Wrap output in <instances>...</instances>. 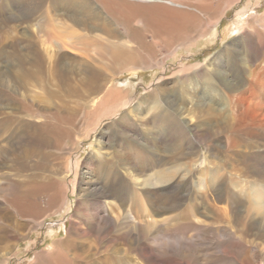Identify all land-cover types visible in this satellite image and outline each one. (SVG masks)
Segmentation results:
<instances>
[{"label": "bare ground", "instance_id": "bare-ground-1", "mask_svg": "<svg viewBox=\"0 0 264 264\" xmlns=\"http://www.w3.org/2000/svg\"><path fill=\"white\" fill-rule=\"evenodd\" d=\"M26 1L32 9L25 14L19 11L18 7H12L17 13L14 21L22 28L20 33L10 28L0 29V53L6 55L4 60L0 59L2 60L0 64L12 69H22L20 77L24 81L43 79L48 82L54 80L68 82L61 85L62 87L49 85L51 88L50 91L48 89L47 94L49 98L56 100L60 96L53 93L52 89L66 90L68 93L75 90L71 82H92L86 92L97 93L94 94L97 99L92 102L95 105V119L98 120L103 118V114L106 118L114 116L117 110L124 109L133 101V97L127 96L124 88H117L124 87L123 82H131L130 78L157 69L164 74L166 64L157 62V48H165L172 56H175L179 50H185L188 56H192L194 51L186 46L188 41H192L193 35L197 41L209 36L211 27L236 0H49L46 14L42 13L40 6L43 0ZM243 14L244 10L237 13V15ZM259 17L260 19L255 17L256 21L251 24L248 22L244 25L242 22V26L234 28L240 35L222 47L225 56L224 65L218 63L219 55L215 54L216 56H213L212 61L204 68H200L199 64L195 63L179 69L176 73L177 82L197 80L203 84L202 101L199 100L191 105L192 109H189L188 113L182 112L181 109L178 111L185 114V117L187 114L189 116L192 114L187 117L188 123L194 125L197 136L207 146L208 139L204 137V133L221 132L230 135V141L228 139L227 142H230L232 152L238 157L237 159L253 152L255 148L252 146L253 139L260 140L264 149V26L262 24L264 13ZM5 44L11 46L6 48ZM67 50L78 53L79 57L73 55L67 58ZM70 62L75 63L79 71L72 70ZM180 65L184 67V64L180 63ZM221 65L225 68L218 74L217 70ZM210 73L215 79L211 78ZM120 74L122 77L125 74L126 76L118 79ZM161 79L157 78L156 81L161 82ZM116 80H119L121 86H117ZM151 84L144 90H151ZM23 90L21 82L0 84V91L4 93V96L0 97V226L4 227L0 230V264H9L11 257L18 256L19 251L16 249H19V243L28 238L26 236L32 231L38 229L46 216L58 210L62 203L64 205L62 190L56 195H48L49 209L45 213L46 210L39 208L40 204L32 200L26 190L20 192L16 189L17 185L24 181L21 176L24 174L22 169L26 168L24 162L27 157L42 155V151L36 146L39 147L42 140L47 137L42 132L45 130L43 129L45 123H40L42 121L39 119L51 116L44 106L29 101L22 94L21 99H14L11 96L18 95L24 92ZM184 92L188 96H195V88H187ZM196 115L199 116V124L197 120L191 118ZM22 126L27 129V135L32 138V143L26 149L19 147L11 151L8 156L7 149L14 145L12 136ZM179 134L185 142L186 149L199 156V152L196 153L192 144L188 143L185 134L181 132ZM220 143L225 150L230 148L223 142ZM258 154L259 158L264 160V151ZM102 155L104 154L100 153L97 158L101 168L104 167L103 162H100L104 159ZM203 157L202 161L206 163V155ZM122 164L124 168L126 167L122 175V190L128 186V191L126 193L123 191L121 204L113 205L112 201L106 203L102 209L91 210L84 204L85 195H79L82 199L77 203L73 215V220L76 221L71 223L65 238L57 237L48 246L50 251L43 250L34 254L28 264H154V262L162 264V261L167 257L170 258L174 252H182L192 247L197 249L204 243L195 237L184 238L185 235L179 240L158 239L161 236V238L166 237V229L171 221L182 220L181 218L187 221L186 211L160 217L182 207L184 198L176 200V195L168 197L165 194L159 197L158 192L155 195V187L165 182L158 180L156 175L145 180L143 177L142 180L135 178L132 173L136 165L126 159H122ZM239 166L241 165H231L230 171L253 179H250L251 182L247 178L244 180L245 184L249 185L245 191L249 197H243L242 193L235 194L227 185V178H222L219 183L215 182L217 184L205 185L202 206L206 217L211 219L208 220L209 224L221 226L222 236L227 235L225 237L230 238L228 241L237 242L231 246L250 253L249 258L252 261L262 255L264 262V214L258 220L252 217L260 214L259 212L264 213V175H256L253 178L245 168ZM66 167V162H63V172L68 176ZM115 185L108 182L104 187L105 191H99L94 195L102 199L107 198L110 194L108 187ZM57 187L59 188L58 185ZM237 195H240V198H237ZM231 197L237 200L234 202L235 199ZM193 208L195 210V207ZM158 216L160 218L157 219ZM238 226L239 235L250 238L249 244L241 243L237 239L238 233L235 232V228ZM114 228L127 231L125 234L122 232L118 240L112 241L119 246L122 241L129 240L124 256L120 250H112L113 246H106L101 250L96 247L94 251H90L85 244L77 246L71 239L73 236L77 238L101 236L105 239L103 234ZM196 235L200 237L199 234ZM181 254L183 256V253ZM182 262L190 264L187 259ZM204 264H210V261L205 260ZM237 264H249V262L243 258Z\"/></svg>", "mask_w": 264, "mask_h": 264}, {"label": "rangeland", "instance_id": "rangeland-1", "mask_svg": "<svg viewBox=\"0 0 264 264\" xmlns=\"http://www.w3.org/2000/svg\"><path fill=\"white\" fill-rule=\"evenodd\" d=\"M27 2L26 0H0L1 30L10 28L20 33L22 28L14 21V16L17 15V13L12 7H18L19 11L25 14L32 9ZM48 3L49 0H43L42 4H40L43 14H46ZM240 10H242V12L244 10L243 15H237ZM263 13L264 0H236L218 18L219 20L215 25L211 27L209 36L207 35L197 41L196 37L193 35L192 41H188L186 46L194 51L192 52V56H188L185 50H179L175 53V56H172L168 54L165 48H157V62H164L166 64L164 74H162L160 69L150 73L146 72L147 74L144 73L141 76L130 78L131 82H123L124 84L122 83V85L124 87L120 85V82H118L119 80H116L117 86H121L117 88H124L123 90L127 93V96L133 97V101L124 109L117 110L115 115L109 118L104 117L105 115L103 114V118L98 120L95 119V105H93L92 101L97 99L94 95H97V93L89 94L86 92L92 82H71L72 86L75 88V90L72 91L73 93L71 91L67 93L66 90H57V88L52 87L54 88L52 89V91H54L53 93L58 94L61 98L57 97L58 99L56 100L49 98L47 94L51 88L49 85H58L62 87L61 85L68 82H55V80L48 82V80L43 79L24 81L20 77V73L23 71L22 69H12L0 64V84L21 82L24 88V92L18 94L19 97L11 93L14 99H21L20 95L22 94L29 99V101L44 106V108L48 110L47 113L51 114L48 118L39 119L42 121L40 123H45L43 127L45 130L42 132H44L47 137V139L42 140L39 147L36 146V148L42 151V155L40 157H27V160L24 162L26 168L22 169L24 174L21 176L24 183L22 182L17 185L16 189L20 192L26 190L25 192L30 195L32 200L40 204L39 208L43 211L46 210L45 213L49 209L47 200L49 194L56 195L62 190L63 193L61 195H63L64 202V205L62 203L58 210L56 209V211L50 213L43 219L38 229L32 231L26 236L28 238L23 239L19 243V249H16V251L18 250L20 255L18 254L19 257L17 255L11 257L9 264H28L30 258L34 254L40 253L43 250L44 252L47 250L50 251L51 249L48 246L51 245L57 237L65 238L71 223L76 221V219L73 220V215L77 203L82 199L79 198V195H85L83 199L84 204L91 210L102 209L105 207L106 203L112 201L113 205L121 204L123 191L124 193L128 191V186H126V189L124 188V190H122V175L126 168H124L122 164V159H126L129 163L136 165V171L133 170L132 173L135 178H141L142 180L143 177V180H145L156 175L158 180L163 183L165 182L163 185H158V188L155 187V195L158 192L157 195L159 197L165 195L174 197L176 195V200L184 198V205L182 204V207L180 206L160 217H166L167 215L172 216L186 211V213H188L186 214L187 221L183 218H181L182 220L171 221L166 229V237L164 236V238H161V236L158 239L179 240L183 239L182 237L185 235L184 238L195 237L204 242L202 245L198 246L197 249L196 247H192L184 250L186 252L177 251L171 254L170 258L167 257L166 259L164 256L165 260L162 261V264H183L184 262L182 261L185 259H187L190 264H204L205 260H209L210 264H237L241 262L243 258L245 261H248L249 264H264L262 255L255 257L252 261L249 258L250 253L248 254L247 251L239 250L236 246H231L235 245L237 242L228 241L230 238L225 237L227 235L222 236L220 233L222 230L221 226L209 224L211 219L206 217L205 209L202 206L204 202L203 194L205 192V185L217 184L222 178L228 179H226L227 185L235 194L242 193L243 197H249L248 193L245 192L249 185H246L244 180L247 178V180L251 182L253 179L246 176H239L233 171L231 172L230 167L233 164L234 166L241 165L239 167L245 168L253 178L256 175H264V160L260 159L258 156L259 152L261 153L264 151L261 145L262 143L260 140L253 139L252 146L255 147H253V152L248 153L245 157H239V159L233 154V150L230 147V135L221 132L215 134L213 132L204 133V137L206 136L208 139L207 146L206 143L197 136L194 125H189L188 123L187 117H190L192 114L190 116L187 114L185 117V114H181L178 111L181 109L183 110L182 112L187 111L188 113V110L192 109L191 105H194L195 102H199V100L202 101L203 84L197 80H194V83L190 81L177 82L178 77H176V73L179 69L189 67L190 64L193 65L197 63L200 68L208 66L216 55H219L217 57V60H219L218 63L224 65L225 56L222 47L231 43L240 35L234 28L242 26V22L244 25L248 22L250 24L253 23L257 19L255 17L260 19L259 16H262ZM262 24L264 26V21ZM139 27H142L141 24H139ZM257 29L262 31V29ZM235 31L237 33H235ZM5 46L7 48L11 45L5 44ZM69 54L71 55L69 56ZM73 55L79 57L78 53H74L71 50L68 51L66 57L71 58ZM5 56V54L0 53V59L4 60ZM203 62H205V64ZM180 63L184 64V67H181L182 65H180ZM218 63L217 65H219ZM70 65L73 68L72 70L76 72L79 71V67L77 65L75 66V63L70 62ZM222 65L217 70L218 74L225 68L222 67ZM188 73L190 72L188 71ZM218 74L217 77H219ZM124 76H126V74ZM124 76L122 77V74H120L118 75V79L124 78ZM210 76L215 79L212 73H210ZM157 78H162L161 82H157ZM126 81H128V79ZM149 84L152 85L151 90L148 89V91H145L144 88H147ZM187 88H195V96H188L184 92ZM152 90L155 94H153L154 92L152 93ZM148 94H150V96H148ZM2 96H4V93L0 91V97ZM42 102H44V104ZM198 117L199 116L196 115L191 118L197 120L196 122L199 124ZM23 128V126L20 127V129L16 130L13 134L12 142L14 145L13 147L11 145V147L7 149L8 156H10L9 153L11 151H15L19 147L26 149L27 146L31 145L32 138L27 135V129ZM27 128L32 132L30 127L27 126ZM180 132L185 134L186 139L189 140L188 143L192 144L196 153L199 152V156L198 154H193L189 149H186L187 147L184 146L185 142L180 137ZM228 139L229 141L227 142ZM220 142H223L230 148L225 150ZM100 153L104 154L102 156L105 160H100V162H103V168H101V165L97 162ZM28 154H31V152H28ZM203 155H206V163L202 161V159H204ZM115 156H117V159H114ZM134 156L137 158L135 159ZM63 162H66V173L68 176L63 172ZM123 162L125 163L126 161ZM125 164H127V162ZM74 165H76L75 170L73 169ZM213 166L216 168H212ZM229 171L230 175L228 174ZM63 178H65V181H63ZM203 180H205V182ZM108 182L116 184L110 188L108 187V191H110L109 193L111 195L109 194V196L104 199L97 197V195L95 196V193L105 191L104 187ZM167 193L169 195H167ZM237 198H240V195H237ZM232 199H235V197ZM236 200L237 199H235L234 202ZM69 204L70 206L68 207ZM193 207H195V210ZM63 211L66 212L64 213ZM259 213L261 214L262 212ZM244 214L245 213H243L242 216H244ZM260 214L252 215V217L258 220L259 217L264 216V213ZM160 217L158 216L157 219ZM3 228V226H0V230ZM203 228L205 229L203 230ZM238 231L239 226L235 228V232L238 233ZM122 232L125 234L127 231L125 229L120 230L114 228L103 234V236L106 237L105 239L101 236H90L87 238H77L73 236L71 239L73 242H76L75 244L77 246L85 244L90 251H94L96 247H99L98 249L101 250L106 246H113L114 249L112 250L116 251V249H118L124 256V251H127L129 240H126V242L122 241V244L119 246H116V244L112 242L118 240ZM183 232L185 233L183 234ZM196 234H199L200 237ZM236 237L240 240L239 242L249 244L250 238L243 235L241 237L239 233ZM181 253H183V256ZM232 255L233 257H231ZM235 256L237 257L234 258ZM129 257H131V255ZM154 264L157 263L154 262Z\"/></svg>", "mask_w": 264, "mask_h": 264}]
</instances>
